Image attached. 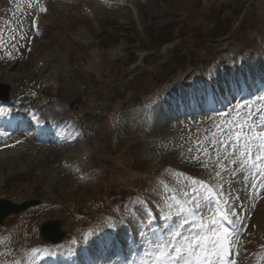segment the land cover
Returning <instances> with one entry per match:
<instances>
[{"label":"rangeland","instance_id":"rangeland-1","mask_svg":"<svg viewBox=\"0 0 264 264\" xmlns=\"http://www.w3.org/2000/svg\"><path fill=\"white\" fill-rule=\"evenodd\" d=\"M40 1L0 0V91L8 86L11 98L6 112L9 118L15 119L17 110L27 104H35L42 112L57 110L52 101L39 100L36 93L46 81L69 77L59 100L73 108L81 107L82 120L88 122L89 131L85 139L72 136L67 145L55 135H52L54 142L42 143L22 131L13 135L0 132V198L15 204L28 200L40 202L0 225V264H12L8 256L9 233L28 230L25 239L38 249L37 227L44 222H59L64 239L66 234L79 238L81 226H87L95 216L99 217L96 233H101L110 220L116 221L122 230L125 220L131 229L140 233L147 225L146 205L158 214L169 238L174 237L172 249L185 248L193 236L216 240L213 209L198 189L197 181L201 180L213 183L220 190L223 205L239 228L244 227L247 218L262 215L258 224L264 230V201L257 210L251 204L264 196V148L257 152L255 146H250L248 154H244L243 147L235 143L228 146L229 140H236L235 134L230 138L222 135L233 122L243 123L249 110L252 115L248 121L258 114L264 116V70L259 59L264 55V0H251L244 18H239V9L246 7L249 0H220L223 3L220 7L206 4L205 0L197 5L192 0H123L122 7L100 6L85 0H50L51 16L44 19L39 29L33 30L31 22ZM84 7L91 8L93 19L84 15ZM168 37L175 40L161 47L159 43ZM74 46L85 53L82 63L73 58L75 55L71 56ZM12 51L13 59H5ZM238 52L245 56L244 64L240 65L245 67L235 75L226 74V80L234 82L220 90L239 106L227 120L204 115L183 119L175 111L163 114L158 109L148 111L139 105L137 98L153 93L155 83L167 74H171L170 80L174 79L170 87L182 80L177 73L183 71L185 63L189 64L190 54L195 58L198 53L203 58H217L206 76L213 86L219 82L218 68L226 62L235 63L233 55ZM39 61L43 67L37 65ZM92 75L97 83L90 79ZM192 75L198 74L188 72L182 78ZM91 82L95 84L93 90L88 86ZM136 103L139 106L133 108L134 115L127 116L121 110ZM86 115L90 121H85ZM256 123L264 124V119ZM136 133L145 140L141 149L135 147L136 142L131 140L130 144L128 140ZM253 134L260 136L258 144H264V133L254 129ZM125 142L139 163L134 167L136 173L126 175L124 181L153 185L137 200H131L124 207L119 205L120 213L114 216L109 206L103 208L93 199L107 167L125 164V152L129 149L123 147L127 146ZM82 151L88 153L90 160L95 156L101 162L110 160L108 166L103 163L96 173V186L78 184L75 176L65 170L64 164L77 163ZM256 156L261 159L257 161ZM90 160L83 166L88 174L92 173L90 166L94 163ZM160 168L183 171L189 177L169 176L162 180L168 182L165 186L169 188L163 189L155 179L160 175ZM80 212L85 214L83 220L74 215ZM140 224L144 227H139ZM200 244L202 248H210L207 241L201 240ZM68 248L70 243L57 251L63 256ZM42 249L51 252L49 248ZM150 250L143 249L142 259L127 264H159L147 252ZM23 255L24 264H37L29 250ZM174 255L181 258L162 264H206L212 258V252L204 250L195 256L184 251ZM19 261L16 259L14 264H20ZM104 264L115 263L107 260ZM230 264H264L263 239L249 242Z\"/></svg>","mask_w":264,"mask_h":264},{"label":"snow or ice","instance_id":"snow-or-ice-1","mask_svg":"<svg viewBox=\"0 0 264 264\" xmlns=\"http://www.w3.org/2000/svg\"><path fill=\"white\" fill-rule=\"evenodd\" d=\"M41 11H46V8H41ZM239 107V106H237ZM244 107H247V105H244ZM232 111H235V109H232ZM227 115H231V112H228ZM252 115V110H249V112L245 113L244 122H233L231 127L225 128L223 130L222 135H224L226 138H230L233 136V134L236 135V140L233 142L229 140L228 146H233V143L238 145L239 147H243L245 149L244 154H248L250 150V146H255L256 151L259 152L261 148H264V144H258L257 141L260 139V136L258 134H253V130L256 129L257 133H264V124H257L256 121L258 119H264V116L258 114L257 116H254L251 121H248V117ZM223 127V126H221ZM239 147H237V150H239ZM261 157L256 156V160L259 161ZM235 175V173H234ZM199 183V181H197ZM253 188L256 187L255 184L252 185ZM237 199L239 197L237 196ZM199 207V205H198ZM221 217L224 219H228V216L232 215V213H229L228 216H226L223 212L220 213ZM186 222V221H185ZM232 222L231 220L229 221ZM215 223V221H213ZM176 235H179V232L175 233ZM204 240L207 241L208 244H210V248H202V245L200 244V241ZM219 244V241L216 240H208L207 237H196L193 236L191 238V242L188 243V245L181 249V248H174L173 250L179 254L181 251H184L189 256H195L198 251L204 250V251H210L213 254L217 256V258H222L224 255H227L229 248L225 247L223 245L217 246ZM181 257L179 255L174 256L173 260H178Z\"/></svg>","mask_w":264,"mask_h":264},{"label":"water","instance_id":"water-1","mask_svg":"<svg viewBox=\"0 0 264 264\" xmlns=\"http://www.w3.org/2000/svg\"><path fill=\"white\" fill-rule=\"evenodd\" d=\"M2 207L3 209H0L2 211L1 216H0V220L1 218H3L5 215L9 214L11 212L12 209H10L6 204L2 203ZM56 227L57 225L54 223L51 224H46L44 230H43V235L45 238L48 239V236H46L45 234L50 233L51 235H53V233L55 234L56 232Z\"/></svg>","mask_w":264,"mask_h":264},{"label":"bare ground","instance_id":"bare-ground-1","mask_svg":"<svg viewBox=\"0 0 264 264\" xmlns=\"http://www.w3.org/2000/svg\"><path fill=\"white\" fill-rule=\"evenodd\" d=\"M121 1L122 0H116V2H118V3H121ZM122 5V4H121ZM121 5H119V6H121ZM51 8V7H50ZM242 186V185H241ZM242 192H244V191H242ZM246 196V195H245ZM248 198V197H247ZM248 202V201H247ZM246 202V203H247ZM243 203V202H242ZM263 203V202H262ZM260 233H262L263 234V236H264V230L262 229V227L260 226V231H259ZM210 264H224L223 263V261L222 260H220L219 262L217 261V260H212V262L210 263Z\"/></svg>","mask_w":264,"mask_h":264},{"label":"trees","instance_id":"trees-1","mask_svg":"<svg viewBox=\"0 0 264 264\" xmlns=\"http://www.w3.org/2000/svg\"><path fill=\"white\" fill-rule=\"evenodd\" d=\"M167 40H168V39H167ZM167 40H162V41L164 42V41H167Z\"/></svg>","mask_w":264,"mask_h":264}]
</instances>
